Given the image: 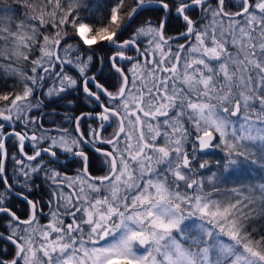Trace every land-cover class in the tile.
<instances>
[{
  "label": "rangeland",
  "instance_id": "obj_1",
  "mask_svg": "<svg viewBox=\"0 0 264 264\" xmlns=\"http://www.w3.org/2000/svg\"><path fill=\"white\" fill-rule=\"evenodd\" d=\"M89 1L64 2L66 8L77 9ZM210 1L204 6H197L203 0L181 4V17L184 9H197L201 14L189 33L192 40L179 57L174 106L157 124L142 125L140 138L134 142L126 138L119 161L121 171L132 175L116 179L113 187H100L109 203L101 205L105 222L91 226L88 221L89 227L78 231L73 253L64 245L63 253H69L59 254L58 264H264V249L245 238L248 227L255 231L264 228V0H230L234 11L225 12L235 14L230 18L221 16L219 6ZM11 17L12 13L2 11L0 19ZM116 19L115 15L113 21ZM154 28L158 27L147 24L139 28L132 41L145 38L146 45L158 44ZM76 30L85 46L95 43L88 37L87 25ZM111 36H103L101 41L108 44ZM64 40L54 39L52 44L58 47ZM199 48L205 54L211 51L213 57H196ZM12 50L18 54L16 48ZM149 53L158 54L157 48ZM58 55L81 75L85 73L88 56H78L68 45ZM58 69L41 77L33 88L24 86L0 107V158L11 136L18 146L21 140L16 134L6 136L4 127L26 120L27 98L59 74ZM18 77L25 81L23 75ZM74 83L63 77L46 92L60 98V91L71 90ZM133 93L131 89L123 104L127 111L134 110ZM163 103L167 105L165 100ZM206 133H215L217 141L213 152L203 159L198 138ZM40 137L59 152L71 140L55 128L41 130ZM20 154L10 158L9 185L14 187H23L30 180L18 173L26 171ZM1 179L8 183L0 176L1 184ZM62 181L63 186H81L90 193L78 180ZM88 197L83 194L85 212ZM5 202L6 191L0 188V208Z\"/></svg>",
  "mask_w": 264,
  "mask_h": 264
},
{
  "label": "flooded vegetation",
  "instance_id": "obj_2",
  "mask_svg": "<svg viewBox=\"0 0 264 264\" xmlns=\"http://www.w3.org/2000/svg\"><path fill=\"white\" fill-rule=\"evenodd\" d=\"M209 1L197 6H204ZM219 11L224 17L230 18L235 15L225 14L221 8ZM200 14L198 11V16ZM169 15L170 11L166 13L167 19ZM178 15L180 16V10ZM181 19L188 22V27L178 35L165 37L163 33L165 25L160 31L165 18L158 28H154L158 42L156 45L144 44L145 38L136 41L132 39L115 41L118 35L112 40L111 45L108 43L114 51L107 62H102L94 73H91L94 62L90 58L83 75L59 58V74L42 83L39 89L27 98L28 105L24 110L26 120L22 123L23 127L18 130L14 123L4 127L6 136L16 134L21 138L18 152L21 150L22 154L19 159L26 171L18 173L30 179L23 187H14L6 183L8 188H5L3 185L6 202L0 210H8L9 213H3L8 214L11 219L0 221V239L4 240L3 237L11 239L13 242L4 241L16 249L15 257L10 262L4 261L5 263L58 264L59 254L73 253L72 249L77 245L78 231L81 228L96 226L99 221L105 222L104 211H100L101 205L107 207L109 203L105 198V192L100 193V187H113L116 179H125L126 174L132 175L121 171L123 166L119 161V156L126 146V138L130 137L134 142L141 137L142 125L157 124V119L163 120L164 115L174 106L173 89L176 77L180 73L179 57L193 38L188 32L189 24L191 23L192 29L193 22L185 16ZM142 27H138L135 32ZM183 35L184 39L172 40ZM63 42L62 46H70ZM126 46L131 47L134 53L130 51L128 55L122 51L118 52ZM156 48L158 54L149 53ZM57 50L58 47L55 53ZM195 51L194 54L198 58L213 57L211 51L207 54L201 48ZM78 56L83 58L84 55ZM53 70L55 68L50 69V74ZM100 74L104 80L102 85L98 82ZM63 77L71 78L75 82L73 88L60 91L61 97L54 99L46 90ZM34 86L36 84L30 87ZM131 89L134 91V110L127 111L123 104H127L126 97ZM71 96H74L73 100L69 99ZM164 100L167 105L163 103ZM46 118L55 119L59 124L54 123L55 126L45 128L42 121ZM54 128L58 133H67L71 139L60 147V152L58 148H50L49 140L40 137L41 130L49 131ZM215 137L213 145L217 141V136ZM199 138V154L204 159L213 152V145L212 152L201 153ZM11 149L7 144L2 147L1 177L4 163L11 160L6 154ZM65 179L70 183L78 180L79 184L87 185L90 193H85L81 186H63L62 180ZM115 188H119V185ZM83 194L89 195L86 212L84 210V207H87L84 205L86 199H83ZM20 202L27 204L28 209L20 205ZM20 208L24 209L27 215L23 214L19 218L13 209L19 211ZM9 221L12 223L7 226L6 223ZM88 221L89 225H86ZM15 227L23 231H17ZM17 245L22 249L18 261ZM64 245L69 247V252L63 253Z\"/></svg>",
  "mask_w": 264,
  "mask_h": 264
},
{
  "label": "trees",
  "instance_id": "obj_3",
  "mask_svg": "<svg viewBox=\"0 0 264 264\" xmlns=\"http://www.w3.org/2000/svg\"><path fill=\"white\" fill-rule=\"evenodd\" d=\"M64 1L66 0H0V17L2 11L12 13L10 19H0V107L20 94L24 86L37 85L41 77L50 74L49 69L58 68L60 58L58 50L61 49L62 44L60 43L58 46L57 55H55L56 47L52 44L54 39L65 38L63 43H68L72 49L76 50V54L88 56L93 60L91 73L97 71L99 65L102 62L106 63L114 51L105 41H101L102 37L113 34L122 28L136 5L140 3L139 0H91L85 6L70 9L65 7ZM153 1L160 2L165 7L156 5L141 8L115 41L131 40L135 30L140 26L151 24L159 27L168 11H170V15L163 28L165 37L178 35L187 29L188 22L181 19L178 11L181 4L188 0ZM209 4L219 6L223 12L232 9L234 11L233 3L230 0H223V2L211 0ZM188 10L184 9L182 13L194 23L198 17V10ZM115 15L117 21L114 22L113 17ZM82 24L90 28L88 37L95 40L94 45L85 46L77 36L76 29ZM14 48L17 49V55L13 54L12 49ZM121 51L125 54L130 51L134 53V50L129 46L118 52ZM45 67L48 69L42 75ZM21 75L25 77L26 82L18 77ZM98 82L101 85L104 82L101 79V74L98 77ZM69 99L73 100L74 96ZM67 112L70 111L67 110ZM54 123L59 124L55 119L46 118L42 121V126L45 128L53 127L55 126ZM21 127V123L16 126L18 130ZM12 139L16 138L11 136L7 142V145L12 148L6 152L10 158L19 153L17 151L18 145ZM9 166L10 161L4 163L3 177L8 184H10ZM0 188L4 189L1 183ZM20 205L28 209L24 202H20ZM13 212L19 218L23 214L27 215V212L22 208L19 211L13 209ZM104 214H106L105 211ZM10 219L8 214L0 213V221ZM257 224L256 222L255 225ZM245 235L247 241L258 244L260 249H264V228H258L255 231L253 228L249 230L248 227ZM225 237L232 238L227 235ZM15 254L14 246L0 239V259L10 262Z\"/></svg>",
  "mask_w": 264,
  "mask_h": 264
},
{
  "label": "water",
  "instance_id": "obj_4",
  "mask_svg": "<svg viewBox=\"0 0 264 264\" xmlns=\"http://www.w3.org/2000/svg\"><path fill=\"white\" fill-rule=\"evenodd\" d=\"M208 0H204L203 2H206ZM156 5H160V6H164V4L160 3V2H156V1H151V2H145V3H138L136 5V7L134 8L132 14L129 16L128 20L126 21V23L124 24V26L117 32L115 33L114 35L111 36V38L109 39V44L111 45L113 42L112 40L117 37L118 35H120L121 33H123L125 31V29L128 27V25L130 24L131 20L133 19V17L135 16V14L141 9V8H144V7H150V6H156ZM166 19H167V16L165 17V20L162 24V26L160 27V31L162 29V27L165 25V22H166ZM191 23L189 24V30L188 32L191 31ZM185 35L183 36H180L178 38H172V40H181V39H184ZM118 137V136H117ZM216 137L213 133H206V134H202L199 138V143H200V152L201 153H209V152H212V145L215 141ZM2 183L3 185L8 188L7 184L5 181H3L2 179ZM3 212H8V210H0V213H3ZM9 213V212H8ZM4 240H7V241H10V242H13L11 241V239L7 238V237H3ZM18 249H19V253H18V256H17V259L16 261H18V259L20 258L21 256V247L19 245H17ZM0 263L1 264H7L5 263L4 261H2L0 259ZM109 264H125L123 262H117V261H113V262H110Z\"/></svg>",
  "mask_w": 264,
  "mask_h": 264
},
{
  "label": "bare ground",
  "instance_id": "obj_5",
  "mask_svg": "<svg viewBox=\"0 0 264 264\" xmlns=\"http://www.w3.org/2000/svg\"><path fill=\"white\" fill-rule=\"evenodd\" d=\"M20 153H22L21 150H20ZM7 187H8V186H7ZM5 188H6V187H5Z\"/></svg>",
  "mask_w": 264,
  "mask_h": 264
}]
</instances>
